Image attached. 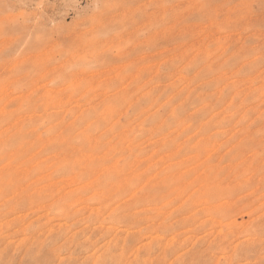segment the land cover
<instances>
[{"label":"rangeland","instance_id":"374dc122","mask_svg":"<svg viewBox=\"0 0 264 264\" xmlns=\"http://www.w3.org/2000/svg\"><path fill=\"white\" fill-rule=\"evenodd\" d=\"M0 264H264V0H0Z\"/></svg>","mask_w":264,"mask_h":264},{"label":"bare ground","instance_id":"6f19581e","mask_svg":"<svg viewBox=\"0 0 264 264\" xmlns=\"http://www.w3.org/2000/svg\"><path fill=\"white\" fill-rule=\"evenodd\" d=\"M163 23H165V22H163Z\"/></svg>","mask_w":264,"mask_h":264}]
</instances>
